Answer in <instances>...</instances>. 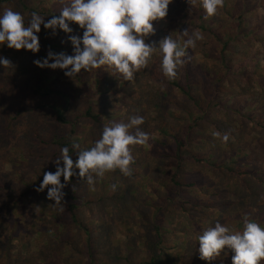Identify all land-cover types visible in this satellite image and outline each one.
Listing matches in <instances>:
<instances>
[{"label":"rangeland","instance_id":"rangeland-1","mask_svg":"<svg viewBox=\"0 0 264 264\" xmlns=\"http://www.w3.org/2000/svg\"><path fill=\"white\" fill-rule=\"evenodd\" d=\"M180 1L183 0H173L171 4L174 5ZM260 1L261 2L258 3V11L260 12L261 19H257L256 16L248 21V26L255 29L257 39L255 37L252 39L248 36H244L241 34V30H238L234 24H219L215 22L211 24V21L208 20L212 18H207L208 20H202L201 22H199L197 18L193 19L198 25L200 24L206 27L205 30L201 29V33L198 29H193L191 31H198L204 36L202 41L197 42L196 59L201 60L203 57H206L201 53L205 51H210L212 55H215L213 57L217 58L213 71H218V78L222 80L221 83L225 87V93L221 99L222 104L220 105L216 104L217 101H215L209 107H206L205 103L197 106L195 102L188 100L186 96L181 94L178 89H174L170 86V80L163 75L160 66L156 63L158 62L157 56L159 53H154V56L157 54L156 58L153 57L146 67L140 69V74L143 73V75L135 79H140L141 86L139 87L134 83L136 87L133 88L137 89L134 96L126 95L130 92L129 86H126L127 80L107 68L95 69L91 72L84 71L81 74L84 77L82 79V84L79 82L76 83L74 78L68 80L63 70L60 74H57V70L46 68L47 72L45 74L48 75L49 85L52 87H57L58 84L61 87L63 86L62 90L65 93H69L70 100L72 99L74 102L72 109L67 113L77 121H73L67 126L59 124L56 117L52 118V113L56 116L53 109L43 107L41 110H32L34 105L31 104L32 96L30 93L22 98H20V95L18 97L14 96L17 97V99L13 101L10 99V91L8 93L3 91V97L5 99H0V186H9L11 189L16 188L20 190L24 188V190L26 189L32 192L36 184L40 185L45 172L56 171L55 159L59 157L61 149L54 145L48 148L47 143H51V141L47 139V137H49L50 134H60L64 132L65 136H68L71 129L76 127L75 133H73L74 135L72 136H74V138L77 137V144L80 146L76 148L75 159H77V153L80 150L88 149L89 146H94L95 141L101 137L105 125H109L113 122L127 123L129 117L132 115L146 116L144 125L140 127L143 131L150 134L151 139L146 145L130 146L135 160V163L130 166L132 170L131 176H124L119 173L120 171L117 169L114 172L106 173L103 178H97L96 183L92 186L87 183L86 179L82 181V178L78 176L80 182L77 183L76 189L78 197L82 199L78 202L81 204L78 208V216L80 217L78 218V222L80 226L79 224H70L63 228V233L67 236L66 238L69 241L67 242L66 248L60 249V251L57 249L61 261H55V264H88L90 262L88 250L93 251V261H95V264H139L142 259H146V250L144 247L147 239L144 238L140 239L141 241L135 242L134 238L130 239V236L136 234L138 237L144 231L143 225L140 226L137 222L140 221L138 212L141 210L144 212V215H146L145 213L148 211H154L153 207L146 204L145 199L151 198L154 201V207L159 209L162 201H159L158 197L162 199L168 197L170 194L169 191L173 187L172 181H168L169 187L158 188V195L154 194L149 188L151 184H154V179L164 182L165 180L167 181V179L161 175V167H163V165L160 166V155L165 159L163 169L169 172V176H171L174 171V169H172L174 167L173 154L176 151L177 145L170 136V133L173 135L178 133L183 139L186 137L185 143L187 146L188 143H190V139H187L186 132L194 133L196 140L193 141V145L191 143L189 144L188 149L194 151V154L197 153L205 157L213 151L212 155H209V160L216 165L223 162L226 156L225 162L226 164H230L232 161L231 157L229 159L228 156L231 153L242 152L244 159L240 162L242 166H244L243 170L246 168L245 174L249 178L252 176H264V129L261 127L264 122V47L260 43L261 40L264 42V10L260 9V5L264 0ZM30 5L33 9L39 10V0H32ZM45 5V3L42 4V6ZM198 5L200 7V4ZM8 7L22 13V7L17 0L3 2V8ZM193 7L191 11L199 9L197 4ZM24 11H28V8ZM27 13L28 12L24 14ZM153 27L154 33L148 38L152 42H156L158 46L159 36L160 40L166 37L161 20L154 21ZM212 27H214L217 35L223 38V41L229 38L232 39L234 43L238 45V50L242 47H248L247 52L249 53L239 59L236 57L232 58L227 54L230 57L229 61L232 69L235 67L233 73H224L226 62H222L221 56L216 52L217 48H222V44H218L219 41L216 37L211 40V37L208 35ZM178 29L179 26H176L172 28V32L180 35ZM48 33L52 35V38L48 40L53 41L57 31L53 34L52 30H50ZM39 40L40 50H43L46 43L40 37ZM6 51H10L8 53L9 55L6 54ZM250 54L255 55L254 59L249 58ZM0 56L7 58L12 64L11 68H5L4 71L0 65V76H2V79L11 82L8 88H14V83H19V85H15L17 90L20 89V84L25 88L28 85L31 89L35 88V90L39 87V84L36 83V80H38L36 79V72L32 71L31 68L26 69L25 72L11 60L12 57L15 58L16 56L18 60L26 62L33 59V57L34 59L37 58L39 56L38 53L34 54L28 50L18 51L0 47ZM253 60L259 62V71H261L262 75L259 83H255L254 88L247 91L248 87H252V82H250V80L248 81L249 77L246 73H244L242 77H238L236 66H241L242 69L247 68L255 70L257 63ZM209 66L210 68L213 67V62L210 60ZM189 67L191 69H196L193 63L190 64ZM17 69L21 70L17 71ZM200 74H191V80L198 81V75ZM229 75L231 76L230 81H228ZM135 76L138 75L136 74ZM256 78V75L251 77V79ZM214 80L215 77L212 78L208 88ZM115 84L117 85V89L114 93L110 95L103 94V90L109 92L110 87H115ZM192 84L197 85L196 82H192ZM71 86H73V88H70ZM65 88L68 90H65ZM144 88L152 92L150 101L141 106H137L139 103L138 98H140L141 94L144 92ZM46 89V87H43L40 93L46 92ZM211 90L212 88H210L209 91ZM22 93L25 94L24 89ZM166 93L171 94L167 100L165 99ZM210 93L212 95L213 91ZM205 94L206 93H204L203 98H205ZM6 100L16 109H21V111L24 110L22 114L18 116L14 109H10L9 106L6 105V103H8ZM251 100L254 103L248 106V103H252ZM89 105L93 106V112L99 116L101 124H97L91 118L85 116L84 113ZM114 110L122 113V121H118V114ZM194 119L198 121H195L194 129L188 131L189 125L194 123ZM8 122H11L10 128H7ZM202 125L205 127L204 131L201 130ZM217 131L221 134L225 132L230 133L231 138L229 142L225 144L222 143L219 138L214 137L213 134ZM35 133H37L38 141L34 136ZM165 134L168 137H165ZM39 137H41L40 141L44 148L39 145ZM210 137L213 138L212 142L208 141ZM163 141L169 148L168 150H165L161 145ZM257 141H259L261 146L256 145ZM251 146L254 147V149H252ZM42 154L46 156L43 157ZM257 160H259V162ZM61 166L63 165L61 164ZM184 168L185 173L182 180L185 182L186 178L187 183H199L204 191L201 197L198 198L199 203L203 204L207 201H211L214 205H219V199L217 198L218 196H216L214 188L208 185V182L217 177L216 170H213L210 166L204 165L203 163L190 160L186 162ZM227 181L233 184L231 180ZM112 183L118 184V189L116 191L111 190L110 185ZM195 188L192 187L191 189L193 192H191L189 197L185 198L191 200L196 197L199 190ZM207 188L209 189L208 191ZM185 189L186 188H184V190ZM2 192L3 191H0V233L4 235L10 230V225H8L7 221H10L12 214L6 211L7 214H5L6 219L4 221L5 212L3 213L2 211V203H5L7 196L6 193ZM205 193L207 194L205 195ZM14 194L15 193L10 190L8 196H14ZM31 196L34 197L35 195L31 193ZM1 199L4 200L1 201ZM179 201L183 202L184 199L181 198ZM257 207L260 208V206ZM22 208L24 209V206ZM188 209L189 212H183L182 208H171L168 212V219L164 222L166 229H170L172 226L176 225L186 227L191 218L199 223L193 232L187 230L186 233H183L180 238H178V240L180 239L181 245L183 244L182 241L186 239V243L179 249V252L186 258L184 257V261L180 259L181 262L177 264H189V256L194 255V253L197 255L196 258L200 259L198 247H195L194 244L195 242L193 244H188L187 241L188 239H192L198 243L196 236L201 234L204 229L213 227V220H210L209 216H207L206 219H200L194 208L188 207ZM37 214H39L38 210ZM64 215L66 220L70 221V217L67 216L66 212ZM25 216L24 214L23 217ZM186 216L188 218L184 219ZM221 216V212L217 211L216 219ZM16 217L19 219V215H16ZM19 221L26 222L25 218ZM47 223L48 226H50L53 224V220H49ZM53 226L55 227V225ZM26 231L27 230L24 232ZM38 236L36 235V238L27 237L28 242L26 245L30 247L31 253L28 252L30 256L37 255L36 252L39 245H41L37 242ZM165 239V242L168 243L169 246L179 243L178 240L174 243L171 237H165ZM49 240L52 239L49 238ZM88 240H90V245L88 244ZM120 240L128 242L131 245L133 244L137 251L133 252V248L129 250H127L126 247L123 248L122 244L119 243ZM48 244L49 242L46 241L43 248L47 249ZM177 250L178 249H175L174 253ZM24 252L27 253V250L24 249ZM170 252L171 251L167 250V253ZM50 253L52 256L54 255V251ZM130 253H132L131 256L129 255ZM174 253H172V256ZM232 253L234 255V252ZM21 255L23 256L24 253L21 252ZM226 255V251L222 252V257L217 259L214 264H233L229 258H226ZM129 257L132 260L136 257V260H134L133 263H128L127 260ZM54 260L56 259L54 258ZM118 260L120 261L117 262Z\"/></svg>","mask_w":264,"mask_h":264},{"label":"trees","instance_id":"trees-1","mask_svg":"<svg viewBox=\"0 0 264 264\" xmlns=\"http://www.w3.org/2000/svg\"><path fill=\"white\" fill-rule=\"evenodd\" d=\"M10 0H0V10H3V2H7ZM20 3V6L22 7V13L24 14L25 21L30 19L32 12H37L41 16H45V21L51 19L53 16H59L61 8L64 4L68 2V0H39V10L33 9L30 3L32 0H17ZM260 0H224V6L220 9H218L217 13L214 16L208 17L212 18L211 20L205 19V13L203 8L199 7V2L197 3V7L199 8L196 11H191V8H194L193 6L189 5L187 3V0L180 1L178 3H175L174 5H169V11L168 16L161 20L163 31L165 33V36H169L173 34V36L177 39L182 40L183 37L181 35L175 34L172 32V28H175L176 26H179V34L182 33L184 30L189 29L191 32L193 29H198V31L201 33V29L205 30L206 27L204 25H198L194 18H197L199 22L202 20H208L219 24H234L238 30H241V34L244 36H248L249 38L254 39L255 37L257 39V36L255 35V29L252 27H249L248 21L251 20L252 17H256L257 19H261L260 12L258 11V3H260ZM45 3V6H42V4ZM263 3L260 5V9L264 10ZM26 8H28V11H24ZM177 8V9H176ZM192 17V18H191ZM69 26L72 29L71 33H65L63 30L57 29L56 37L53 41H49L48 39L52 38V35H50L48 32L50 30L45 29L43 25H41V31L38 33L39 37L45 41L46 45H44V49L40 50L38 53V57L34 59H30L29 61L23 62L22 60H18V58L15 56V58H11L12 62L19 66L22 70L26 72V69L31 68L32 71L37 73L36 76V83L39 84V87L35 90L31 89L28 85L27 87H23L20 84V89H16L15 85H19V83H14V88H8L10 85L9 80L2 79V76H0V99H5L3 96V91L9 92L10 91V99L15 100L20 95V98L23 96H27L28 93L31 94V104L34 105L32 107L33 109L41 110V108H48L53 109L55 111V115L52 113V118H57L59 124L63 126H67L71 124L73 121H77L74 117H71L69 112L72 109L73 101L70 100L69 93H65L59 84L57 87H52L49 85L48 82V75L45 73L47 72V69H41L37 67L34 64V61L37 59L45 58L49 51H52L54 53H65L67 55H74V46L71 43L70 37L71 36H77L82 37L83 36V29L81 27L73 22H69ZM48 31V32H47ZM257 33V32H256ZM208 35L211 37V40L214 39V37L217 38L219 41L218 44H222V48L216 49V52L221 56V61L226 62L225 63V71L224 73L231 72L233 73L235 70V67L232 69L231 63L229 61L230 57L227 55L229 54L232 58L236 57L237 59L241 58L242 56H245L248 54V47H242L240 50H238V45L234 43L232 39H227L223 41V38L220 37V35H217V32L215 31L214 27L209 30ZM204 37V36H203ZM163 39V38H162ZM161 39V40H162ZM160 41V36L158 38ZM48 42V43H47ZM147 43H152V41L147 38ZM199 42V41H198ZM260 43L264 47V42L261 40ZM4 48H7V46H3ZM83 47V46H82ZM232 51H231V50ZM7 55L10 51H6ZM203 54V57L201 60L196 59L197 50L189 49L188 55L185 60V63L181 65L178 69V75L175 79H172L169 81V85L172 86L174 89H178L181 94L187 97L188 100L193 101L196 103V105H202L206 104V107H209L212 105L215 101H217L216 104L220 105L222 104L221 99L224 96L225 93V87L222 85V80L218 78V71L214 70L215 67V61L217 60L216 57H213L215 55H212L210 51L201 52ZM157 54H153V56L150 58V60L156 58ZM253 54L249 55V58L254 59ZM213 62V67L210 68L209 66V60ZM228 59V60H227ZM149 60V61H150ZM157 65L160 66L161 57L160 55L157 56ZM255 61L256 69L251 70L244 68L242 69L241 66H236V70L238 73V77H242L244 73L247 74L248 81L252 82V87H248V90H252L254 88L255 83H259L260 77L262 75L261 71H259L260 64L257 60ZM194 64L196 66V69H191L189 67L190 64ZM2 70L4 71L5 68H11V66H5V68L1 65ZM21 69H17V71H20ZM62 70H57V74H60ZM216 71V72H215ZM84 71L82 70L80 74H78L74 79L76 83L82 84V79L84 78L81 74ZM203 72V73H201ZM141 71L139 70L134 74V78L132 80L126 81V86H129L130 92L126 95L134 96L137 92V89L133 88L136 87L134 83H136L139 87L141 86L140 79H135L136 77L142 76L140 74ZM201 73V74H200ZM264 73V72H263ZM138 76H135V75ZM140 74V75H139ZM191 74H200L198 75V81H192L191 80ZM253 75H256V79H251ZM215 77V80L212 82V84L209 86V83H211L212 78ZM263 77V76H262ZM70 78H68L69 80ZM231 80V76L229 75L228 81ZM192 82H196L197 85L192 84ZM232 83V82H231ZM261 83V81H260ZM73 85V84H72ZM76 86V84H75ZM216 86V87H215ZM43 87H46V92L40 93L41 89ZM24 89L25 94L22 93V90ZM70 88H73L71 86ZM210 88H212L211 91H213V94L211 95ZM117 89V85L115 84V87H110L109 92L103 90V94L110 95L114 93V91ZM65 90H68L65 88ZM144 88V92L141 94L140 98H138L139 103L137 106H141L142 104L149 102L152 92ZM100 93V92H99ZM205 94V98H203V95ZM160 94V93H159ZM171 94L166 93L165 99L167 100L170 97ZM256 95V94H255ZM17 96V97H14ZM7 101V100H6ZM8 102V101H7ZM252 103H248V106ZM7 106H9L10 109H14L16 114L19 116L22 114L21 109H16L11 105L10 102L6 103ZM251 106V105H250ZM93 106L89 105L87 110L85 111V116L88 118H91L95 123L101 124V121L99 119V116L93 112ZM253 108V107H252ZM114 109V108H113ZM124 109V108H123ZM240 110V109H239ZM115 111V110H114ZM118 114V121H122V113H119L118 111H115ZM146 117V116H145ZM144 117V119H145ZM195 121L193 120V124L189 125L188 131L191 129H194L195 127ZM11 127V122H8L7 128ZM261 127L264 129V122L262 123ZM75 128L71 129V132L68 136H65V133L62 132L60 134L54 133L50 134L47 139L51 141V143H47L48 148L51 146L56 147H68L70 150V154L73 156V161L75 162V155H76V148H73V144H77V137L74 138L73 133H75ZM2 129V127H1ZM3 130V129H2ZM201 130H205V127L202 125ZM131 131H135L134 129ZM212 131V129H211ZM187 139H190V143L193 145V141L195 139V135L192 132H186ZM210 135V134H209ZM34 136L37 138V133L34 134ZM65 136V137H64ZM170 136L173 138L175 144L177 145L176 151L173 154L174 164L173 168L174 171L171 176H169V172L166 169H163L164 167V157L160 155V166L163 165L161 175L167 181H159L158 179H152L154 184H151L149 186L150 190L156 194L158 192V188H167L169 187L168 181H172L173 189H170V194L168 197H165L164 199L159 198V201H162L159 209L154 207V201L151 198H147L146 204L150 207H153L154 211H148L145 213L140 211L139 214V220L137 221L140 226L143 225L144 231L141 235L137 237L136 234H132L130 236L131 238H134V241H141L140 239H147L146 245L144 249L146 250V259H142V261L139 262V264H177L181 262V260L184 259V255L179 252L180 247H182L183 244L186 243V239L182 241V245L180 242V236L183 233H186L187 230H190L193 232V230L196 229L197 225L199 224L198 221L195 219H190L189 224L186 227H182L181 225L172 226L170 229L165 228V220L168 219V212L169 210L175 207H178L179 209L182 208L183 212H189L188 207L194 208L196 210V214L198 218L200 219H206L207 216H209L210 220H213V226L216 222H220L222 225L227 226L232 231H242L244 227V219L249 218L252 219L262 226H264V176L258 177V176H252L249 178L245 172L246 168L243 170L244 166H242L241 162L244 159L242 156V152L237 153H231L228 157L230 159L231 157V163L226 164L225 159H223V162H221L219 165L213 164L209 160V155H212V152L209 153L207 157L201 156L199 154H194V151L188 149V146L190 143H188V146L185 143L186 137L183 139L181 136L177 134L170 133ZM165 137H168L165 134ZM39 137V145L42 146L41 141ZM209 142L213 141V138L210 137ZM260 141V139H259ZM259 141L256 142L257 146H261L259 144ZM198 142V141H197ZM46 145V144H45ZM161 145L164 147L165 150H168L169 148L165 145V142L163 141ZM43 147V146H42ZM44 148V147H43ZM88 148H91L89 146ZM252 149L254 147L251 146ZM263 148V147H260ZM256 149V148H255ZM43 157H45V154H42ZM237 159V160H236ZM197 161L199 163H203L204 165L210 166L213 170H216L217 177L214 178L212 181L208 182V185L214 188L216 196L219 199V205H214L211 201H207L206 203L200 204L198 201V198L201 197L202 193H204L201 185L199 183H187L186 178L185 182L182 180L185 173L184 166L186 165L187 161ZM236 160V161H233ZM241 161V162H240ZM259 162V160H257ZM199 170V169H198ZM78 171V170H77ZM243 171V172H241ZM51 172V171H48ZM198 172V171H197ZM258 172V171H255ZM120 173V172H119ZM79 179V180H76ZM181 179V180H180ZM188 179V177H187ZM148 180V179H146ZM227 180H231L232 183L228 182ZM82 181H85V179H82ZM64 182L63 179L61 181ZM80 182V178L77 176H73L68 184L67 187L64 189L65 192V200L64 203H62L61 207L63 210L59 207L52 206L55 202L50 201L47 199V189L43 192H38L37 189L40 185L36 184L33 188L32 192L29 190H24V188L17 190L16 188L11 189L9 186H0V191H3L2 193H6L7 200H5V203H2V211L4 213V221H5V214L6 211H9L12 214V217H10V221L8 222V225H10V230L6 232L4 235L0 233V264H55V261H61L59 258V252L57 249H64L67 246V242L69 241L63 233V228L67 227L68 225L73 224H79L78 218V208L81 206L78 202H80V199L78 197V192L76 189L77 183ZM84 183V182H83ZM168 183V184H167ZM197 188L199 192H197V196L192 198L191 200L185 198L189 197L191 195V192L193 190L191 188ZM175 188V189H174ZM184 188H186L184 190ZM195 188V189H196ZM12 190L15 194L14 196H8L9 191ZM209 189L207 188V191ZM29 191V193H28ZM31 193H33L35 196L32 197ZM207 193H205L206 195ZM172 195V196H170ZM183 198L184 201L180 202L179 199ZM187 199V200H185ZM4 199H1L3 201ZM221 200V201H220ZM83 202V201H82ZM167 202V203H166ZM205 202V201H204ZM211 202V203H210ZM24 206V209L22 208ZM257 206H260L258 208ZM37 210L39 214H37ZM217 211H220L222 216L216 219ZM65 212L67 216L70 217V221H67L65 218ZM18 213V214H16ZM63 213V216H62ZM19 215V219H17L16 215ZM24 214L26 215L25 217ZM58 215V216H57ZM152 216V217H151ZM22 218H25L26 222L19 221ZM153 218V219H152ZM188 217L186 216L187 219ZM53 220V224L48 226V221ZM184 221V220H183ZM55 225V227L53 226ZM1 226V225H0ZM1 229V227H0ZM27 230L26 232H24ZM84 231H87L86 229H83ZM39 234V236H38ZM154 234V237H153ZM38 236L37 242L41 245H39V248L36 252L37 255L30 256L28 252L31 253L30 247L26 245L28 242L27 237H35ZM166 238H173V242L175 243L177 240L179 243L174 244L173 246H169L168 243L165 242ZM197 237V236H196ZM36 238V237H35ZM33 238V239H35ZM52 239V240H49ZM197 240V239H196ZM48 241V248H43L44 243ZM195 242V243H194ZM124 247H126L127 250L133 248V252H136L137 249L134 248V245L123 242L120 240V242ZM187 243H194L195 247L199 248V245L196 241L192 239H188ZM88 244L90 245V240H88ZM26 245V246H25ZM46 245V244H45ZM128 247V248H127ZM24 249L27 250V253L24 252ZM178 249L177 251L174 250ZM168 251H171L170 253H167ZM54 251V260L52 254L50 252ZM227 252L226 258H229L232 261L233 253L230 249H225L223 252ZM21 252L24 253V255H21ZM172 253L174 255L172 256ZM169 254V255H168ZM130 256L132 253L129 254ZM229 255V256H228ZM94 253L92 250H88V257H90V262L88 264H95V261H93ZM123 257V256H122ZM121 257V258H122ZM197 255L194 253V255L189 256V264H214L217 259H220L221 256L212 260V261H206L202 260L201 258H196ZM186 258V257H185ZM124 259V258H123ZM181 259V260H180ZM136 260V257L133 258V260L129 257L128 263H133V261ZM118 260L117 262H119ZM233 262V261H232Z\"/></svg>","mask_w":264,"mask_h":264},{"label":"clouds","instance_id":"clouds-1","mask_svg":"<svg viewBox=\"0 0 264 264\" xmlns=\"http://www.w3.org/2000/svg\"><path fill=\"white\" fill-rule=\"evenodd\" d=\"M173 0H68L63 5L60 15L45 21L37 12H32L26 22L24 15L11 7L0 10V47L9 49L40 52L38 33L41 25L45 29H57L71 33L69 22L78 24L84 31L82 37L71 36L74 55L54 53L37 59L34 64L41 69L63 70L68 78H75L81 71L91 72L95 69L107 68L123 77L132 80L134 74L146 67L154 53L161 57L160 69L169 79H175L178 69L185 63L189 49L197 47V42L204 39L198 31L184 30L182 40L173 34L158 42L147 43L154 33L153 22L168 16L169 5ZM199 2L205 13V19L214 16L224 6V0H187L191 6ZM83 46V47H82ZM0 65L12 66L11 62L0 56ZM145 119L140 115H132L127 123H111L103 127L101 137L94 146L80 150L73 161L68 147L60 150L55 159L56 171L45 172L38 192L47 189V199L54 201L52 205L59 207L65 200L64 189L73 176L86 179L92 186L97 178L106 173L119 170L124 176H131V165L135 163L130 146L146 145L151 137L140 126ZM135 130L134 132L131 130ZM214 137L222 143H228L230 133L215 132ZM73 144V148H79ZM61 164L63 166H61ZM78 170V172H77ZM63 178V183L61 182ZM112 191L118 184L110 185ZM198 251L200 258L212 261L221 256L227 248L234 252L233 264H264V226L245 218L242 231H232L227 226L216 222L199 234Z\"/></svg>","mask_w":264,"mask_h":264}]
</instances>
